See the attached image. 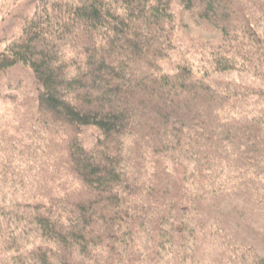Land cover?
I'll list each match as a JSON object with an SVG mask.
<instances>
[{
  "label": "trees",
  "instance_id": "trees-1",
  "mask_svg": "<svg viewBox=\"0 0 264 264\" xmlns=\"http://www.w3.org/2000/svg\"><path fill=\"white\" fill-rule=\"evenodd\" d=\"M11 1L0 89L29 69L34 116L0 126V264H264V0ZM186 17L254 89L164 69Z\"/></svg>",
  "mask_w": 264,
  "mask_h": 264
},
{
  "label": "rangeland",
  "instance_id": "rangeland-1",
  "mask_svg": "<svg viewBox=\"0 0 264 264\" xmlns=\"http://www.w3.org/2000/svg\"><path fill=\"white\" fill-rule=\"evenodd\" d=\"M188 19L186 17L188 25L179 21L176 31V47L170 56L162 62L164 69L171 71L179 62L187 60L193 65L196 76H205L218 86L226 87V89H254V86L250 85V81L253 79L239 70H232L224 74L215 73L212 70L213 68L208 62H205V58L200 54L201 51L198 48L200 47L201 50V46L205 47L206 42H218L219 35L216 32L205 31L203 26H206V22H192ZM182 24L186 25L181 26ZM1 80L5 85L0 89V126L10 127L11 132L15 133L12 128L13 124H33L34 113L31 107L34 99V80L31 71L23 66L15 68ZM8 84H10L9 88ZM27 94H33V98H30L31 105L28 107L21 104L24 98H28L24 97ZM9 95L10 98H8ZM96 134L97 131L94 127H87L83 130L82 138L87 145H90Z\"/></svg>",
  "mask_w": 264,
  "mask_h": 264
}]
</instances>
